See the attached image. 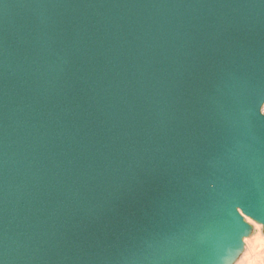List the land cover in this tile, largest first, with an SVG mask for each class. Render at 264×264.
<instances>
[{"label": "water", "instance_id": "water-1", "mask_svg": "<svg viewBox=\"0 0 264 264\" xmlns=\"http://www.w3.org/2000/svg\"><path fill=\"white\" fill-rule=\"evenodd\" d=\"M261 92L264 0H6L0 261L184 264L188 229L235 264L206 178L264 216Z\"/></svg>", "mask_w": 264, "mask_h": 264}, {"label": "snow or ice", "instance_id": "snow-or-ice-1", "mask_svg": "<svg viewBox=\"0 0 264 264\" xmlns=\"http://www.w3.org/2000/svg\"><path fill=\"white\" fill-rule=\"evenodd\" d=\"M5 6L6 0H0V10H2ZM260 94L264 95V92H261ZM206 183L209 202L205 211V215L208 217V220L203 224V226L207 232L210 234H215L218 231V221L213 217L211 209L221 204V202H224L223 211L232 224L239 223L240 228L244 230H248L246 228V224L253 225L257 232H264V216H256V219H253L252 216L256 215V213L250 212L249 204L246 201L239 199L235 193L221 188L219 186L220 181L214 173H209L206 178ZM255 195L264 196V185L258 186ZM245 212H248L249 214L245 215ZM236 213H239V216H237ZM240 217H243V220H240ZM257 220H260L261 222L257 223ZM178 238L187 239L190 242L194 252L204 250L207 253L206 256H199L195 254L189 255L185 258L184 264H200L202 260H207V264H211V262L216 261L221 255V253L216 252L215 250H209L208 248L203 247L202 244L197 243L196 239L194 238V232H190L188 229H183L169 237V239ZM260 243L262 248H264V236L261 237ZM0 264H2V261H0ZM261 264H264V259H262Z\"/></svg>", "mask_w": 264, "mask_h": 264}, {"label": "bare ground", "instance_id": "bare-ground-1", "mask_svg": "<svg viewBox=\"0 0 264 264\" xmlns=\"http://www.w3.org/2000/svg\"><path fill=\"white\" fill-rule=\"evenodd\" d=\"M263 112H264V107H263ZM254 227L253 225H251ZM264 235V234H263ZM262 236H256L254 239H250L246 237L244 241H249L254 244V247L248 250L247 257L244 259L243 264H261L259 261V258H262L264 255V248H262L260 240Z\"/></svg>", "mask_w": 264, "mask_h": 264}, {"label": "rangeland", "instance_id": "rangeland-1", "mask_svg": "<svg viewBox=\"0 0 264 264\" xmlns=\"http://www.w3.org/2000/svg\"><path fill=\"white\" fill-rule=\"evenodd\" d=\"M263 234L264 232H257V230L253 227V232L248 238L254 239L256 236H264ZM250 241L251 240L246 242L244 241V251L241 254V256L238 258V260L235 262V264H243L244 262L243 260L246 259L247 257L248 250L254 247V244ZM262 259H264V255L262 256V258H259V261L261 262Z\"/></svg>", "mask_w": 264, "mask_h": 264}, {"label": "built area", "instance_id": "built-area-1", "mask_svg": "<svg viewBox=\"0 0 264 264\" xmlns=\"http://www.w3.org/2000/svg\"><path fill=\"white\" fill-rule=\"evenodd\" d=\"M264 113V112H263Z\"/></svg>", "mask_w": 264, "mask_h": 264}]
</instances>
